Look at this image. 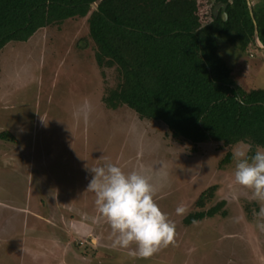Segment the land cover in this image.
Instances as JSON below:
<instances>
[{
	"label": "rangeland",
	"instance_id": "obj_1",
	"mask_svg": "<svg viewBox=\"0 0 264 264\" xmlns=\"http://www.w3.org/2000/svg\"><path fill=\"white\" fill-rule=\"evenodd\" d=\"M88 33L87 17L69 18L0 50V132L14 138H0V264H264V231L253 216L259 205L235 183L233 159L220 166L237 143L195 145L127 105L108 108L102 97L115 70L102 75ZM253 45L241 51L222 38L219 51L239 85L264 89V48ZM106 160L147 176L174 224L172 240L148 256L135 254L134 244L113 246L87 190L88 167ZM212 185L205 209L224 200L227 215L185 224ZM181 204L186 212L177 215Z\"/></svg>",
	"mask_w": 264,
	"mask_h": 264
},
{
	"label": "trees",
	"instance_id": "obj_2",
	"mask_svg": "<svg viewBox=\"0 0 264 264\" xmlns=\"http://www.w3.org/2000/svg\"><path fill=\"white\" fill-rule=\"evenodd\" d=\"M202 1L0 0V50L41 28L87 17L102 75L115 70L102 97L108 108L127 105L141 119L163 122L178 140L221 147L244 142L254 151L264 147V89H245L235 81L219 40L244 51L256 43L257 29L264 46V6L214 0L210 9ZM0 138L14 139L7 130ZM231 160L228 151L220 166ZM216 189L212 185L199 194V209L185 216V224L227 215L224 200L205 209Z\"/></svg>",
	"mask_w": 264,
	"mask_h": 264
},
{
	"label": "clouds",
	"instance_id": "obj_3",
	"mask_svg": "<svg viewBox=\"0 0 264 264\" xmlns=\"http://www.w3.org/2000/svg\"><path fill=\"white\" fill-rule=\"evenodd\" d=\"M232 159L234 181L251 190V199L259 205V211H253L256 228L264 231V147L256 146L251 151L247 144L238 142L233 147ZM88 170L92 178L87 190L94 193L97 211L110 226L114 247L128 248L134 244L135 254L148 256L172 240L174 224L155 202L156 189L141 171L125 172L107 160ZM185 212L182 204L175 208L177 215ZM240 219L236 217L235 222Z\"/></svg>",
	"mask_w": 264,
	"mask_h": 264
},
{
	"label": "water",
	"instance_id": "obj_4",
	"mask_svg": "<svg viewBox=\"0 0 264 264\" xmlns=\"http://www.w3.org/2000/svg\"><path fill=\"white\" fill-rule=\"evenodd\" d=\"M93 4H96V3H93ZM248 4H249V7L252 6L250 0H248ZM96 8H97V4H96ZM255 42H256V44H257L259 47L264 48V46L262 45V43H261L260 40H259V36H258V31H257V29L255 30Z\"/></svg>",
	"mask_w": 264,
	"mask_h": 264
}]
</instances>
